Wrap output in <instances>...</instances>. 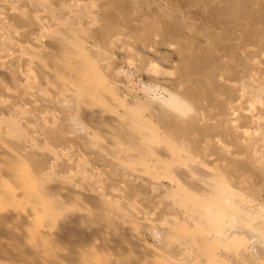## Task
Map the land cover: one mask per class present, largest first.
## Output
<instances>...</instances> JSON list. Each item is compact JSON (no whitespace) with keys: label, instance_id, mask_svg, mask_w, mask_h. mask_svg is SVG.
<instances>
[{"label":"bare ground","instance_id":"1","mask_svg":"<svg viewBox=\"0 0 264 264\" xmlns=\"http://www.w3.org/2000/svg\"><path fill=\"white\" fill-rule=\"evenodd\" d=\"M155 1L157 0H137L140 6L145 5V7ZM163 14L165 19H169L167 22L141 21L135 22L136 25L133 24L131 17L124 15L120 17L125 22L128 20L129 26L131 24L130 30L137 32L139 37L137 44L141 50L139 58L142 64L140 63L139 68L136 65L138 68L136 72L141 76V80L146 77L151 81L149 85H145L143 92L151 96V93L157 91L158 88L169 91L166 92L167 96L152 95L150 104L145 101V97L143 101L147 103L146 105H150L151 109L148 114L141 112L144 107L140 109V99L138 97L127 98L130 92H122L125 90L124 86L121 87L116 80L110 81V87L107 85L108 80L102 74L98 64V61L102 60V54L99 53L98 58L93 57L92 54L91 56L86 54L77 40L67 37L65 29L60 30L64 28L63 24H60L61 27L59 25L60 28L58 27L56 34L50 31L51 35L48 37L52 36L48 41L54 44L50 47L56 50L54 51L56 55L46 44L48 49L46 46V48L42 47L45 50L40 47L44 46L45 42L42 40L44 36L49 34L47 29H44L38 38L40 42H37V47L40 48H37L34 54L39 56L24 53L25 57H22L23 53H16L28 63L34 60V65L37 62L35 57H40L41 62L37 64L44 68L47 63L55 60L57 64L53 67L58 73L53 76L57 77L53 78L52 73H48L50 76L45 74V78L48 77V86H52L58 94L62 95L61 97L55 99L42 85L35 84L31 91L35 94L34 96L41 98V103H33L32 94L29 93L28 86L24 85L28 81H33V76L26 75L28 81L22 85L19 84L17 92L16 85L8 81L11 77L8 65L17 70L18 57L12 53L11 55L14 56L11 57L8 53L11 59L7 57L8 60H6L5 57V60H1L0 58V264H189V262L191 264H231L219 257L218 253L221 248H224L223 251L229 256L243 259L245 264H250L248 263L250 258L245 257L247 253L256 254L258 258L252 259L253 263L263 264L259 257L264 253V221H262L264 212L259 208L253 211L249 207L251 203L246 196L231 188L237 198V203L247 213L246 219L252 227L241 225L230 230L225 240L228 244L226 247L211 242L212 238L201 227L200 216L192 211L195 202L206 193L209 179L217 175L223 176L213 167L220 166L222 160H227L228 154L232 152L225 150L228 144L225 147L222 146L223 149L217 143L219 140L216 138L215 131L220 124L217 126L210 123L198 124L197 121L195 122L197 118L194 115H192L194 120L182 117L186 112H183V108H186L190 101L186 102L182 98L193 101L198 96L206 94V97H203V101L205 98L204 103L207 98L211 103V99L217 98L218 100L220 95L213 86L214 82L218 83V80H213L216 78L214 77L216 72L213 78L210 77L211 73L206 78L207 73L205 82L200 72L198 73L200 76L196 75L199 78H194L193 71L200 66V59L197 56L193 58L191 55L190 43L200 48L199 52H205L201 54L205 59L202 64L207 65L210 60L214 63L217 59L216 64L221 63L223 55L220 58L218 56L215 58L216 56L213 55L212 59L207 60L210 58L209 53H215V48L210 47L209 44L206 46L201 41L198 43L199 40L191 35L185 36L183 29L186 28L187 23L185 22L184 25L178 17L177 19L171 14ZM104 18L101 19L104 21ZM2 21L0 19V27L2 26L0 29L3 34L4 23ZM107 21L99 25L98 32L102 33L101 36L98 33L96 40L110 50L113 45H111V38L114 36L111 30L113 28H110L109 24L111 21ZM144 30L147 35L142 38L141 31L145 32ZM190 30L186 35L193 32L195 28ZM2 34L0 32L1 50L10 51L12 49L9 45L10 38H4L6 33L1 38ZM160 34L163 37L155 41L154 36ZM116 42L119 43V39ZM126 43L124 41L121 47L123 51L128 52ZM215 45L213 46L216 47ZM129 46L128 49H132ZM166 46L169 50L163 49V55L160 54V48ZM172 47H175L176 52L172 51ZM65 48L72 49L71 51H75L80 56L78 63L72 59V54L67 55L69 56L67 59V53H58ZM203 48L206 50H202ZM224 48V50L227 49L226 46ZM232 48L229 47L227 53H223L226 56L229 55L227 58L230 63L225 62L232 64V68L234 64H238L241 68V65H244L242 50L240 51L239 45L236 49ZM131 49L130 53L128 52L130 56ZM134 50L136 51L135 48ZM121 51L119 50V53L124 55ZM135 55L139 56L136 52ZM41 56H44V59ZM109 59L111 61V58ZM240 60L242 64L239 63ZM178 61L179 66L177 65L176 68L179 77L164 75L166 73L164 65H171L175 62L178 64ZM47 68H45V73L51 69V67ZM203 68L208 69L205 66ZM241 72L244 74L245 71L241 69ZM190 73L193 74L194 79L190 77ZM201 74H205L203 70ZM61 75L63 77L68 75L70 79L61 78ZM227 77H230L229 74ZM228 78L227 81H229ZM144 82L143 84H146ZM189 82H196L199 91H192ZM245 84L246 87L247 84L252 85L247 82ZM120 87L124 95L117 90V88L121 90ZM244 89L242 88V92ZM236 91L238 93V90ZM175 97L181 98L180 102L173 101ZM224 99L222 98L223 101ZM227 100L230 102V99ZM201 105L198 107L201 108ZM234 105L226 107L227 103L224 104V111L226 114L228 112L226 122H229L231 116L239 110L237 109L239 107L236 108L237 110L234 109ZM50 106L59 109L62 120L58 115L48 113L46 108ZM147 107L146 112L149 111ZM154 115L162 123V131L159 130L160 126L155 127L158 123L151 121L150 118ZM235 121L237 118L234 119V124ZM189 123H193L194 128L192 129L197 131L194 136L190 135L192 129L187 125ZM225 126L227 130H230L227 123ZM107 130L109 132H106ZM112 130L115 131L116 136H113ZM237 133H235L236 146L240 147ZM78 144H83L94 153L99 162L109 166L110 175H108L112 177L111 183L106 182L105 179L95 178L94 170L81 165L76 151ZM237 147L235 148L238 150ZM68 149H72L73 153ZM250 161L253 160L250 159ZM231 165H227L229 169L227 168L223 176L225 179L230 173L237 175L231 170ZM258 169L264 173V164L259 165ZM86 189L89 192H86ZM119 196L120 198H117ZM138 198L139 200H150L153 204L161 201L170 215L158 222H146L148 241H145L141 232L134 228L137 216L141 213L140 202L138 201L137 205L134 202ZM179 248L185 249L186 260L182 259L180 252H176Z\"/></svg>","mask_w":264,"mask_h":264},{"label":"rangeland","instance_id":"2","mask_svg":"<svg viewBox=\"0 0 264 264\" xmlns=\"http://www.w3.org/2000/svg\"><path fill=\"white\" fill-rule=\"evenodd\" d=\"M153 5H155L156 7ZM147 6L148 7L150 6V7L148 8ZM147 6L146 7H145V5L140 6L139 3L137 2V0H0V16H1L0 19H1V21L2 20L4 21V22L2 21V23H4L3 24L4 26L2 29L4 31L3 34L6 33V36L3 35L2 31L0 29V32L2 34L1 38H3V36H5L4 38H6V37L10 38L9 39V42H10L9 45L12 47V49L10 51H7V50H3V49L1 50V45H0V55L2 56L0 58H1V60H5V57L6 58L8 57L9 59H11V57L15 55L16 57H18L17 63L19 62L18 63L19 66H18L17 70L14 69L13 66L8 65V68L11 71L10 74L8 73L9 75H11V77H9L8 81L10 82V84H12V85L14 84V86L16 85L15 90L18 92V86H20L19 84L22 85L26 81H28L26 75L31 74L33 76L34 82L28 81L24 85L28 86L27 88L29 89V93L32 94L31 99H32L33 103L34 102L37 104L41 103V100H40L41 98H39L38 96H34L35 94H33L31 91L32 86L35 84H37L39 86L42 85L43 88H45V90L55 99L62 96L61 94H58V92H56L52 88V86L51 87L48 86L47 83L49 82V79H48V77L45 78L46 77L45 74H48V73H50V74L52 73L51 76L53 78L57 77L56 75L53 76L54 74L58 73V72H55V70H54V69H56V68H54L55 67L54 65L57 64V62L55 63V60L51 61L54 63H51L48 61L50 64H53V65H50L49 63H47L45 68H47V66H48V68L51 67L52 70L51 69L49 71L47 70L45 73L44 72L45 68L37 64L38 62H41L40 57H35L37 59V62L34 65V63H33L34 60L32 62L29 61V63H28L27 60H24V58L23 59L21 58V55H17V54L23 53L22 54V57H23L25 54H29V55L34 54V52H35V50H37V48H40V47L46 48L47 46L53 52L54 51L56 52V50H54V49H52V47H50V45H54V44L50 43V41H48V40H50V38L52 36L50 38H48V37L51 35L50 31H51V33L53 31V33L56 34L59 25L63 24V26L64 25L65 26L67 25V26H66V28H65V26H64V28H60L61 27V25H60V27H59L60 30L65 29L64 31L67 32V35H68L67 37H71V38H74L75 40H77L79 42V44H81V47L83 48L84 52H86V54H88L90 56L92 54V56L96 57V58L99 57L98 56L99 53L102 54V58H101L102 60L98 61V64L100 66V69L103 72L102 74L108 80L109 84H107V85H109V87H110V81L116 80L118 82V84L120 83L121 87L124 86V89L126 91L129 90V91L125 92L124 89H123L124 91H122L121 87H120L121 90H119L117 88V90L120 91V94L124 95L122 92H124V93L130 92L131 94L130 93H129L130 95L127 94L128 95V97L126 96L127 98L133 99L134 97H138L141 101L140 102L141 108L140 107L139 108L142 109L144 107L141 112L148 114L151 109H150V105H146V104L147 103L150 104V101L153 98L152 95H154V96L157 95V97L158 96L161 97L163 95L167 96L168 94H166V92H169V91H166L163 88L162 89L158 88V89H156L158 92L153 91L151 93V96H149L148 94L146 95V93L143 92L145 85H147V84L149 85L151 83V81H150V79H148L146 77L144 78V80H141L140 79L141 76H139V73L136 72L140 66V63H141V60L139 58L141 50H140V48H138L139 45L137 44V40L139 37L137 35V32L130 30L131 24L129 26L128 20H126L127 22H125L120 17H121V15H124V16L129 17V18L131 17L134 25H136V23L141 22V21L158 22V23H160L161 21L167 22L169 19H165V17L163 16L164 15L163 13H165L166 15L171 14L176 18L178 17L180 22L182 21V23L184 25L187 23L185 25L186 28L183 29L184 30L183 34L185 36L191 35V37H194L195 39L199 40V42H198V40H196L198 43H200V41H201L202 44H205L206 46H207V44H209L210 47L215 48L214 49L215 53H209L210 58H208L207 60L212 59L213 55L216 56L215 58H217V56H218V58H220V56L223 55L221 57V59H222L221 63L217 62V64H216L215 61H217L218 59L215 61L213 59V61L216 65L213 62H211V60L209 62L210 65L209 64H207V65L202 64L205 59H204V57L201 56V54H204L205 52H199L200 48H198L195 44L190 43L191 55L193 56V58H195L197 56L200 59V66L197 68L200 71H198L197 69L196 70L198 72L196 70L193 71L194 78L196 77V79H197V78H199L200 75L204 76L201 78H205L207 73H208V75L206 78H208L209 73H211L210 77L213 78V75L216 72V74L214 75V77H216V78H213V80L214 81L218 80V83L216 82V84H215V82L213 81L214 82L213 86H214V89L217 90L216 91V92H218L217 94H220V95L218 97V100H216L217 98L211 99L212 100L211 103H210V101H208L210 99L207 98L206 102H205L206 104L204 103L205 98L203 101V97H206V94L202 95L201 97L198 96L200 98L197 97V99H194L196 101H194V100L192 101L191 99L182 98L183 100H186V102H188L187 100H190L189 105L193 104L192 106H194V108H193L191 105L189 106L187 103L186 106L188 105L187 107L189 109L186 106H185L186 108H183V112H185V111L186 112L183 114L184 116L182 115V117L183 118L186 117L185 119H187V118L191 119L192 118L194 120V117H192V115H194L197 118V120H195V122L197 121L196 123H198V124L201 123V124L205 125L206 123H210V124H213V126H217L218 124H220V125H218L220 128L217 127L218 129L215 131L217 133V137L216 136L215 137L219 140L217 143L219 144V147L223 148V149L228 144L229 148H227L228 147L227 146L225 148V150L227 149L228 151L232 152V154H228L227 160H225V161L222 160V164L220 166L217 165L213 168L215 171H217L218 173H220L221 175L224 176V174L228 168L227 165L232 164L230 166L231 170L233 172H236L237 175L235 176L232 173H230L228 175V177L226 178V181L228 182L229 186H231L232 189L239 191V193L246 196L247 199L250 200L249 202L251 203V205L249 207L252 208L253 211H255V208L256 209L259 208L264 212V173L258 169L259 165L264 164V125H261V124H264V122H263L264 121V0H157V1H155V3H153V4L150 3V5L148 4ZM101 18H104V21L110 20L112 22V23L109 22V24L111 25L110 28H113L111 30L113 32L112 35L114 37H112L111 40L114 42L111 41V45L113 44L114 46L112 45V47H114V48L111 47L110 50L106 49L105 46L102 45L100 41L96 40L97 37L99 36L98 33L100 34V36L102 33V32L100 33V31L98 32L99 25L101 26L102 22L104 23V21ZM124 23H125V25H124ZM189 23H191V24L193 23L192 25L194 27L191 24L189 25ZM191 26H192V28H191ZM189 27L191 28V30H194V28H195V30L193 31L194 33L190 32L192 34L189 33L186 35V33H188L190 30ZM44 29H47L49 34L47 33V36L46 37L44 36V39H42L45 42L44 46L37 47V42H40V40L38 38L41 36L42 31ZM93 29L96 30L95 31L96 33L94 32ZM54 30H56V32H54ZM141 32H142L141 37L145 38V36L147 35V32L146 31L145 32L141 31ZM93 33H95V35L92 36ZM212 36H214V38ZM162 37H163L162 34L155 35L154 40L158 41ZM118 39L120 41L119 43H117L118 41L116 42V40H118ZM45 40L48 42H46ZM98 40H100V39H98ZM124 41H125V43L127 42L125 44V46H126V49L129 50L128 51L129 53H130L131 48L128 49V46L131 44L129 46V47H132L131 56L133 54L135 55V52H136V54H139V56L133 55L131 57L127 51H123V48L121 47V45H122V43H124ZM225 41L226 42L228 41V42L226 43ZM203 42H205V43H203ZM219 42H221V43H219ZM212 43H216L217 45L212 44ZM218 43H219V45H218ZM221 44H222V46H221ZM223 44H224V46H223ZM213 45H215L216 47H214ZM231 45L232 46L236 45L237 47L235 46L232 48ZM238 45H239L240 51L242 50V56L244 58V60H243L244 65L241 63L242 61L240 60L239 63L242 64L241 68L239 67L238 64H236V65L234 64L233 65L234 69H233L231 67L232 64H228V63H230L229 59H228L229 55L226 56L225 54L227 53L226 51H228L227 49L229 47L232 49H234V48L236 49V48H238ZM173 46H175V44ZM225 46L227 48L226 50H224ZM48 47H47V49H48ZM119 47H121V49ZM134 48L136 49V51L134 50ZM221 48H222V50H221ZM163 49L169 50V47L166 46V47L160 48L159 52L162 55L164 53ZM171 49L173 52H176L175 47H172ZM43 50H45V49H43ZM64 50H67L68 52L64 51ZM64 50L58 51V53L59 52L67 53L66 54L67 59L72 54L71 56H72V59L75 61V63L79 62L80 56H78L75 51L73 52V51H71L72 49L68 50L66 48ZM119 50H122L121 52H124V55L122 53L123 56L119 53ZM202 50H206V49L203 48ZM221 51H223V52H221ZM113 52H115V53H113ZM5 53H7V54H5ZM8 53H10V55H11V53L14 55H11V57H9L10 55ZM74 53H76V55ZM218 53H219V55H217ZM223 53H225V54H223ZM56 54L57 53H55V55ZM3 55H7V56L3 57ZM36 55H38V54H36ZM67 55H69V56H67ZM119 55H121V56H119ZM19 57H20V60H19ZM122 57H124V59ZM8 58L6 60H8ZM41 58L44 59V56L43 57L41 56ZM109 58H111V61ZM126 58L127 59L130 58L129 59L130 61L127 60ZM131 58L133 61L131 60ZM225 58H227L228 60ZM221 59H220V61H221ZM38 60H40V61H38ZM112 61H113V63H112ZM225 61H228V63ZM130 62H133V63H130ZM30 63H31V65H30ZM223 63L225 64V68H224ZM36 64L40 68H38L36 66ZM136 65L138 66V68H136L137 67ZM144 65H145V63H144ZM177 65L179 66V61H178V64L175 62L171 65H164L165 70H166V71H164V72H166L164 75L172 76L174 78L176 76L179 77V72L177 71V68H176ZM213 65L217 68L222 69V70H220V69L216 70V68L213 67ZM226 65L228 67H226ZM237 65L239 68L237 67ZM202 66L203 67L205 66L208 69H206V68L204 69ZM219 66H222L223 68H221ZM229 66L231 68H229ZM244 66L246 69L244 68ZM42 68H44V70ZM228 68L230 70L232 69L234 71H232V70L230 71V70H228ZM209 69H214L215 71L214 70L210 71ZM241 69H243V71H245V72H243L244 74H242ZM202 70H203V73H205V74H201ZM205 70L210 71V72H206ZM237 70H238V73H237ZM22 72L24 75L22 74ZM212 72H214V73H212ZM221 72H223V73H221ZM233 72H235V73H233ZM239 73H241V74H239ZM190 74H191L190 77L192 78L193 74L192 73H190ZM197 74L199 75L198 77L196 76ZM226 74L227 75L229 74L230 77L228 78ZM48 76H50V75L48 74ZM218 76H219V78H218ZM66 77L69 78L68 75H65V77L62 76L61 78L66 79ZM220 77H221V79H220ZM232 77H233V79L236 78L235 80L237 82L235 80H233ZM194 78H192V79H194ZM206 78L204 79V82H205V80H207ZM227 78L229 79V81L230 80H232V81H230V82L227 81L226 80ZM223 79H224V81H223ZM243 80H245L249 84L251 83L252 85L250 84L251 86H249L247 84V87H246L245 86L246 82ZM143 81H145L144 83H146V84H143ZM220 81H222V82H220ZM227 82H229V83H227ZM152 83H154V82H152ZM225 83H226V86L228 87V89L225 86ZM233 84H235L236 86ZM241 84L244 86H242ZM120 85H118V87ZM215 85H217L218 87L216 86L217 87L216 88ZM231 85H233V87ZM248 86H249V89H247ZM166 87H168V85ZM189 87L192 89V91H199V89H198L199 86H198V84H196V82H189ZM250 87H251V89H250ZM170 88H172V87H170ZM242 88L243 89L246 88V90L244 89L243 90L244 92H242ZM220 89H221V91H220ZM133 90H134V92H133ZM222 90L223 91L226 90L227 92L225 91L223 93ZM234 90H235V92H233ZM236 90H238V93H236L237 92ZM229 91H230V93H228ZM115 92H117V91L115 90ZM220 92H222V94ZM232 93H233V97H231ZM241 93H242V96H241ZM243 93H245V94H243ZM134 94H136V95H134ZM138 94L140 96H138ZM224 95H225V97H224ZM228 95H229V97H228ZM67 96H68V94H67ZM69 96L72 97L71 94H69ZM239 96H240V98L241 97H243V98L242 99L236 98ZM145 97L147 100L145 99ZM149 97H150V99H149ZM226 97H227V99H230L229 100L230 102H228ZM234 97H235V99H234ZM123 98H125V97L123 96ZM222 98L223 99L225 98L224 101L222 100ZM144 99L147 103L143 101ZM174 100L180 102L181 98L175 97L173 99V101ZM213 101H214V104L212 105ZM195 102L198 105H196ZM219 102H221V103H219ZM234 102H236V104ZM97 103H99V102H97ZM207 103H210V104H207ZM226 103H227L226 107H228V106L231 107L234 104H235L234 109L239 107V108H237L239 110H237V109L236 110H237V113L240 114L241 120H240L239 114H237L234 111L235 115H237V116H235V115L231 116L230 121L228 120L229 122H226L225 119L228 117V112L226 114L224 111V104L226 105ZM201 104H203V105H201ZM204 104L207 105V107ZM219 104H220V106H219ZM228 104H230V105H228ZM200 105H201V108L198 107ZM221 105H223V107ZM208 106L210 109L208 108ZM146 107H147V111L150 109L148 112H146ZM219 107H220V109H219ZM46 109H47V111H49L48 113H50V114L54 113V114L58 115L59 118L62 120V116H61V113H60L58 108H56L54 106H50L49 108H46ZM186 109L189 111H187ZM191 109H193V110H191ZM201 109H203V111L204 110L205 111L202 112ZM206 110L207 111L213 110V111L207 112ZM214 110H216V111H214ZM220 110H222V112ZM193 111L195 113H193ZM187 112H188V114H187ZM219 112H221V114ZM196 113L199 115V118H198V115ZM211 113H212V115H211ZM189 114L191 117L189 116ZM217 115L219 116V118ZM220 115H222L223 117ZM242 116H243V118H242ZM214 117H216V119ZM235 117L237 118V121H235V124H234L233 123L234 119L236 120ZM155 118H157V119H155ZM150 119L155 124L158 123V124H156L155 127L158 128V126H160L159 130L160 131L163 130V127L161 128L162 123L158 120L157 116L155 117V115H154ZM219 120L221 121V123H218V122H220ZM155 121H157V122H155ZM261 121H262V123H261ZM226 123L229 125L228 127L230 130L226 129V126H225ZM187 125L191 129L194 128L193 123L192 124L189 123ZM223 128H224V130H223ZM231 129L236 131V132L232 131ZM193 130L194 129L191 130L193 132V134H191L192 132H190V135L194 136V134L197 133V131L196 130L193 131ZM245 131H246V133H245ZM106 132H109V131L107 130ZM114 132L115 131H113V136H116ZM111 133L112 132H110V134ZM235 133H237V135L239 134L238 139L240 141V147L236 146L237 141L235 139V135H236ZM220 134H221V136H220ZM234 142H235V144H233ZM222 146H224V147H222ZM235 147H237L238 150ZM68 150H70L71 153H73L72 149H68ZM234 150H236V151H234ZM76 151L78 153V158L81 162V165L84 168H90L91 170H94L95 171L94 173L96 174L95 178L100 179V180L105 179L106 182L111 183L112 177L109 176L110 172L108 171V168H109L108 165H106L103 162L102 163L99 162L95 158L94 153L90 152L86 147H84L83 144H78L76 147ZM250 159H252L253 161L251 162ZM87 191L89 192L88 189H86V192ZM117 198H120V196ZM138 201L140 202L139 210H141V213H139L137 216L134 228H136L137 230H139L141 232L142 236L145 238V241H148L149 238L147 237V224H146V222L147 221H150L153 223L158 222L159 220H162L166 217H169L170 215H169V211L164 208V205L162 204L161 201L153 204L152 201H150V200L145 201V200H139V198H138V199H135V201H134L136 205H137ZM129 212H130V210H129ZM262 221H264V220H262ZM221 245L226 247L228 244L224 240L223 243H221ZM223 250H224V248H221V251H219V253H218L219 257L221 259H223V260H225L231 264H245L243 259L234 258L232 256H229L227 254V252H224ZM176 252H178V253L180 252L179 255H182L183 260L187 259L185 256L186 251L184 248H182V249L179 248L178 251H176ZM245 257L247 259L250 258V260L248 262L250 264H254L252 259L258 258V257H256V254L253 255L250 253H247V255H245ZM259 260L262 261L264 264V253H263V255H260ZM189 264H191V262H189Z\"/></svg>","mask_w":264,"mask_h":264},{"label":"clouds","instance_id":"3","mask_svg":"<svg viewBox=\"0 0 264 264\" xmlns=\"http://www.w3.org/2000/svg\"><path fill=\"white\" fill-rule=\"evenodd\" d=\"M199 215L201 227L212 238L213 244H221L228 238L229 231L244 225L251 228L241 205L223 176H214L207 182V191L192 207Z\"/></svg>","mask_w":264,"mask_h":264}]
</instances>
